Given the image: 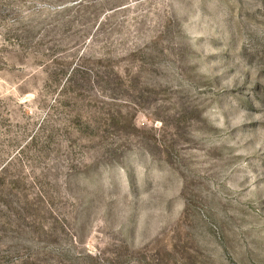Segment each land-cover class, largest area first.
I'll return each instance as SVG.
<instances>
[{
	"label": "rangeland",
	"instance_id": "rangeland-1",
	"mask_svg": "<svg viewBox=\"0 0 264 264\" xmlns=\"http://www.w3.org/2000/svg\"><path fill=\"white\" fill-rule=\"evenodd\" d=\"M0 264H264V0H0Z\"/></svg>",
	"mask_w": 264,
	"mask_h": 264
}]
</instances>
